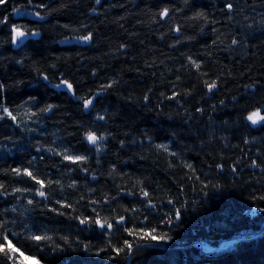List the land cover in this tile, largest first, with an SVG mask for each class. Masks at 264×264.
<instances>
[{"label": "trees", "instance_id": "1", "mask_svg": "<svg viewBox=\"0 0 264 264\" xmlns=\"http://www.w3.org/2000/svg\"><path fill=\"white\" fill-rule=\"evenodd\" d=\"M257 111L264 0H4L0 264H264Z\"/></svg>", "mask_w": 264, "mask_h": 264}, {"label": "snow or ice", "instance_id": "2", "mask_svg": "<svg viewBox=\"0 0 264 264\" xmlns=\"http://www.w3.org/2000/svg\"><path fill=\"white\" fill-rule=\"evenodd\" d=\"M4 2V0H0V3H3ZM162 15H164V16H166L167 15V9H165L164 10V12L162 13ZM13 32H14V34H15V36H14V42H15V40L17 39V38H20V37H23V36H25V33L23 32V31H21V30H19L18 28H13ZM87 39V38H86ZM197 67H198V65H197ZM45 79H46V77H45ZM65 83V85H66V87L68 88V89H71V85L70 84H67V82H64ZM59 87V86H58ZM210 88H212V87H215V84H212V85H210L209 86ZM92 103V101L89 99V100H87L86 102H85V107H87L88 105H90ZM4 111L5 112H8V109H4ZM8 115L9 116H11V113L10 112H8ZM13 119H15V117H12ZM248 119L250 120V121H252V123H256L257 122V120L258 119H262V120H264V117H261L260 115H259V112L257 111V112H254V113H252L250 116H248ZM88 140L90 141V142H92V143H95L96 141H97V137L95 136V135H93V134H89L88 135ZM66 158H68V159H75V160H79V159H82V158H80V157H77V158H71V157H66ZM18 172H19V170H17ZM25 174H27V175H29V176H31L32 174L30 173V172H25ZM33 179H35V177H33ZM37 183H40V181H37ZM42 187H43V185H41ZM40 195L41 196H43L44 195V193L43 192H40ZM145 195H147V194H145ZM82 223H84V221H81ZM96 223L97 224H100V221L99 220H97L96 221ZM100 226L101 227H104V225L103 224H100ZM112 227V225L111 224H109L108 225V228H111ZM145 235H149V234H145ZM5 239H7L6 237H5ZM34 239H36V240H40L41 239V237H34ZM152 239H156V237L153 235L152 236ZM129 248H131L132 247V245L131 244H129V245H127ZM7 248H9L12 252H16V251H19L18 249H16V248H14L13 246H12V243H11V241H8V243H7ZM5 251V246H4V242L3 241H0V252H4ZM120 251H122V249H117V252L119 253ZM21 255H23V253H21Z\"/></svg>", "mask_w": 264, "mask_h": 264}, {"label": "water", "instance_id": "3", "mask_svg": "<svg viewBox=\"0 0 264 264\" xmlns=\"http://www.w3.org/2000/svg\"><path fill=\"white\" fill-rule=\"evenodd\" d=\"M14 36H15V34H14ZM23 38H24V36L23 37H20V38H17L16 40H15V43L16 42H21L22 40H23ZM90 145H94V143H92V142H90ZM264 232V231H263ZM262 232V233H263ZM262 233H260V234H262ZM237 240H239V239H230V240H227V241H222L217 247H214V248H206L205 246H203L200 242H198L200 245H201V247L204 249V250H206V251H215V250H218L219 248H221V246H223L224 244H226L227 242H230V241H237Z\"/></svg>", "mask_w": 264, "mask_h": 264}, {"label": "rangeland", "instance_id": "4", "mask_svg": "<svg viewBox=\"0 0 264 264\" xmlns=\"http://www.w3.org/2000/svg\"><path fill=\"white\" fill-rule=\"evenodd\" d=\"M19 260L21 262H23L24 264H41L40 262H38L34 258L23 256V255H19Z\"/></svg>", "mask_w": 264, "mask_h": 264}]
</instances>
